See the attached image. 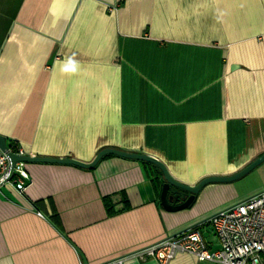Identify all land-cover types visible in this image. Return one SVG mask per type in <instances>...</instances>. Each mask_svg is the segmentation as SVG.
<instances>
[{
  "label": "crops",
  "instance_id": "1",
  "mask_svg": "<svg viewBox=\"0 0 264 264\" xmlns=\"http://www.w3.org/2000/svg\"><path fill=\"white\" fill-rule=\"evenodd\" d=\"M0 134L26 154L143 152L185 184L237 171L264 152V0H0ZM24 167L23 191L0 185V264H100L190 228L215 250L207 218L264 189L208 183L167 211L145 161Z\"/></svg>",
  "mask_w": 264,
  "mask_h": 264
},
{
  "label": "built area",
  "instance_id": "2",
  "mask_svg": "<svg viewBox=\"0 0 264 264\" xmlns=\"http://www.w3.org/2000/svg\"><path fill=\"white\" fill-rule=\"evenodd\" d=\"M9 150L24 154L19 146ZM8 170V156L0 149V183L7 178ZM6 182L14 184L18 191L24 190L29 182L24 162L17 161L14 164L13 175ZM37 214L41 215L40 212ZM207 221L219 244L215 250H209L199 231L190 228L100 264H128L131 258L153 259L157 264H170L180 252L190 253L197 260L218 264H264V189L215 211Z\"/></svg>",
  "mask_w": 264,
  "mask_h": 264
},
{
  "label": "water",
  "instance_id": "3",
  "mask_svg": "<svg viewBox=\"0 0 264 264\" xmlns=\"http://www.w3.org/2000/svg\"><path fill=\"white\" fill-rule=\"evenodd\" d=\"M235 66H231L233 68ZM0 149L5 151L9 159V170L7 178L0 183L4 184L13 175L14 164L17 161L22 162H44V163H61L78 166L81 168L90 169L94 167L97 162L105 155L112 154L124 158L135 159L139 161H145L154 165L161 173L162 183L159 190V204L167 211H176L189 206L195 199L198 192L208 183H228L236 181L243 177L255 166L264 161V152L253 158L246 165L238 169L237 171L226 175H209L201 178L195 184H185L176 178H174L163 162L156 157L143 153L126 151L116 147L106 146L100 148L95 155L89 161H82L70 156H44L35 154H18L9 150L6 142V138L0 134Z\"/></svg>",
  "mask_w": 264,
  "mask_h": 264
},
{
  "label": "rangeland",
  "instance_id": "4",
  "mask_svg": "<svg viewBox=\"0 0 264 264\" xmlns=\"http://www.w3.org/2000/svg\"><path fill=\"white\" fill-rule=\"evenodd\" d=\"M263 162L255 166L243 177L234 181L236 185L239 186L241 191L248 192L254 187L264 183V167H262Z\"/></svg>",
  "mask_w": 264,
  "mask_h": 264
},
{
  "label": "trees",
  "instance_id": "5",
  "mask_svg": "<svg viewBox=\"0 0 264 264\" xmlns=\"http://www.w3.org/2000/svg\"><path fill=\"white\" fill-rule=\"evenodd\" d=\"M7 145L12 150H15L16 149V146H17L16 142L15 141H12V140H8L7 141ZM104 203H105V206H106V210H107V212L109 214H112V213H114L116 211L115 209H113L112 207L109 206L108 198H104Z\"/></svg>",
  "mask_w": 264,
  "mask_h": 264
}]
</instances>
